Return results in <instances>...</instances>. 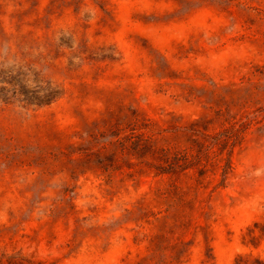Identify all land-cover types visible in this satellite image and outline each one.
<instances>
[{"label": "rangeland", "instance_id": "obj_1", "mask_svg": "<svg viewBox=\"0 0 264 264\" xmlns=\"http://www.w3.org/2000/svg\"><path fill=\"white\" fill-rule=\"evenodd\" d=\"M0 264H264V0H0Z\"/></svg>", "mask_w": 264, "mask_h": 264}, {"label": "trees", "instance_id": "obj_2", "mask_svg": "<svg viewBox=\"0 0 264 264\" xmlns=\"http://www.w3.org/2000/svg\"><path fill=\"white\" fill-rule=\"evenodd\" d=\"M54 90L47 91L40 102H46L55 97ZM27 96V95H26ZM245 127L242 124L232 123L228 127H223L213 135H206L210 141L201 144L196 152L176 151L172 154H165L161 158V163L156 167L160 174H170L179 170L196 169L200 177L208 172L209 167L219 165L220 182L217 187H224L230 172L233 169L232 155L236 147L244 140ZM225 158H222L223 155ZM221 160L218 161V158ZM218 161V162H217Z\"/></svg>", "mask_w": 264, "mask_h": 264}]
</instances>
